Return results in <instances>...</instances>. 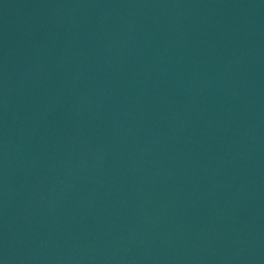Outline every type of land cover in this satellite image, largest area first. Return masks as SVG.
<instances>
[{
    "label": "water",
    "instance_id": "water-1",
    "mask_svg": "<svg viewBox=\"0 0 264 264\" xmlns=\"http://www.w3.org/2000/svg\"><path fill=\"white\" fill-rule=\"evenodd\" d=\"M0 264H264V0H0Z\"/></svg>",
    "mask_w": 264,
    "mask_h": 264
}]
</instances>
